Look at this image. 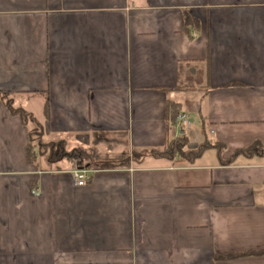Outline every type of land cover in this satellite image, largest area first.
<instances>
[{"label": "crops", "instance_id": "obj_1", "mask_svg": "<svg viewBox=\"0 0 264 264\" xmlns=\"http://www.w3.org/2000/svg\"><path fill=\"white\" fill-rule=\"evenodd\" d=\"M33 131L132 160L76 185ZM256 141L264 0H0V264H264Z\"/></svg>", "mask_w": 264, "mask_h": 264}, {"label": "trees", "instance_id": "obj_2", "mask_svg": "<svg viewBox=\"0 0 264 264\" xmlns=\"http://www.w3.org/2000/svg\"><path fill=\"white\" fill-rule=\"evenodd\" d=\"M190 85L193 86L190 82H188V84H185V88L190 89ZM181 88H183L182 85L178 86V89ZM14 112L21 115L22 117H26L29 114L23 109H14ZM46 113L47 115H49V101L46 102ZM31 138L32 141L29 145V159L31 161H36L35 152L33 151V149L34 147H37L40 154L42 153L44 155L45 161L48 162L50 165H54V167L58 169L65 168L63 162H68L69 167L71 168L87 167L95 170L123 168L129 165L132 160L131 153L125 151L120 153H111L100 151L94 147L88 148L84 146H78L71 148L69 146V140L67 138L54 139L47 142L41 140V138L39 137V141L37 143L35 142V138L33 137V135ZM189 144L190 141L186 135H179L170 143H168V145L163 150L153 148L149 150H142L140 153L145 155H162L170 158H174L175 156H177L181 157L179 161H192L193 158L199 157L202 152H204L207 148H210L211 146V143L208 140H205L196 148H191ZM263 154L264 147L260 142L256 141L250 147L236 151L234 157L240 155H244L246 157H253L256 155L260 156ZM236 255L237 254L228 253L221 255V258H231Z\"/></svg>", "mask_w": 264, "mask_h": 264}, {"label": "built area", "instance_id": "obj_3", "mask_svg": "<svg viewBox=\"0 0 264 264\" xmlns=\"http://www.w3.org/2000/svg\"><path fill=\"white\" fill-rule=\"evenodd\" d=\"M178 125H189L190 121L187 118L186 114H180L177 119ZM99 170V169H98ZM96 171L95 169L91 168H75L71 171L73 181L76 185H85L88 183L90 179L93 177V173ZM40 188L34 189L33 194L38 196L40 194Z\"/></svg>", "mask_w": 264, "mask_h": 264}, {"label": "rangeland", "instance_id": "obj_4", "mask_svg": "<svg viewBox=\"0 0 264 264\" xmlns=\"http://www.w3.org/2000/svg\"><path fill=\"white\" fill-rule=\"evenodd\" d=\"M195 95V97L198 95V94H194ZM17 101V103L18 102H23V101H25L26 100V96H19L17 99H16ZM32 122H34V120L32 121ZM35 124H37V123H35ZM34 128V130H36L37 128H35V126L33 127ZM38 130L41 132V126L40 125H38ZM42 133V132H41ZM32 135H33V137L35 138V142L37 143L38 141H39V134L35 131H33V133H32ZM211 139H213L212 137H211ZM41 140H43V139H41ZM44 141V140H43ZM211 153H214V151L213 152H211Z\"/></svg>", "mask_w": 264, "mask_h": 264}]
</instances>
